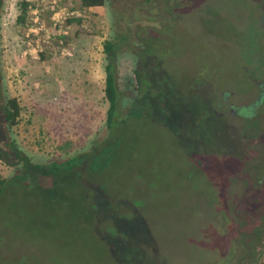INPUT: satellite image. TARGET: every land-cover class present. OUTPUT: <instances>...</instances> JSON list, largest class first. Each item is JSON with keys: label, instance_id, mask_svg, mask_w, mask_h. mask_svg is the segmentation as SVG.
<instances>
[{"label": "rangeland", "instance_id": "1", "mask_svg": "<svg viewBox=\"0 0 264 264\" xmlns=\"http://www.w3.org/2000/svg\"><path fill=\"white\" fill-rule=\"evenodd\" d=\"M19 1L0 0V143L43 164L103 138L107 62L132 112L101 175L0 199V264H264L260 0H25L27 39Z\"/></svg>", "mask_w": 264, "mask_h": 264}, {"label": "trees", "instance_id": "2", "mask_svg": "<svg viewBox=\"0 0 264 264\" xmlns=\"http://www.w3.org/2000/svg\"><path fill=\"white\" fill-rule=\"evenodd\" d=\"M79 1L82 7L101 6L104 2V0ZM18 5L19 13L16 16V22L25 25V31L28 32L25 34L26 39L31 35L34 37L35 33L33 32V27H31L26 14L28 3L25 0H21L18 2ZM38 34L43 38L42 32ZM103 45L104 52L107 53V57H109L111 44L106 40L103 42ZM38 53L39 55L42 54L41 52ZM104 71L103 92L107 103L105 110L106 132L104 137L93 140L86 150L43 164L31 162L29 157L17 147L14 141L10 139L4 140L3 143H0V161L5 166L12 169V172L9 176H2L0 174V199L5 196V194L12 193L18 184L33 183L38 187L46 186L48 183H55L56 178H60L62 173L70 175L78 173L86 180L88 178H94L95 176L101 175V172L113 161L120 146L119 138H114L110 144L104 143L103 141L109 137L112 127L116 125L115 123L117 120L118 123H122L124 118L128 116V113L132 111L128 112L127 109L123 119L118 115V93L112 64L110 62L105 64ZM18 112L19 106L16 100L14 98H8L2 116L3 122L7 124V127L16 124ZM88 188L91 187L88 186L87 189ZM82 189L84 188L82 187Z\"/></svg>", "mask_w": 264, "mask_h": 264}, {"label": "flooded vegetation", "instance_id": "3", "mask_svg": "<svg viewBox=\"0 0 264 264\" xmlns=\"http://www.w3.org/2000/svg\"><path fill=\"white\" fill-rule=\"evenodd\" d=\"M259 22H260V27L263 29V27H262V20H261V17L259 16ZM264 30V29H263ZM255 86L258 88V91L257 92H261V94L259 95V97L255 100V101H253L252 103H251V105H255V107H256V105L262 100V98L264 97V81L263 80H257L256 81V84H255ZM230 105H232V104H230ZM230 107V106H229ZM252 108V111H250V113H246L247 115H249V116H252V114H255L256 112H255V108H253V107H251ZM245 114H243V115H241L240 117H244L245 118V116H244ZM243 225V222H242V224H241V226ZM245 225V224H244ZM244 233V232H243ZM245 241V240H244Z\"/></svg>", "mask_w": 264, "mask_h": 264}, {"label": "water", "instance_id": "4", "mask_svg": "<svg viewBox=\"0 0 264 264\" xmlns=\"http://www.w3.org/2000/svg\"><path fill=\"white\" fill-rule=\"evenodd\" d=\"M259 10H260V17L262 20V27L264 29V0H260V5H259ZM264 81V79H263Z\"/></svg>", "mask_w": 264, "mask_h": 264}]
</instances>
